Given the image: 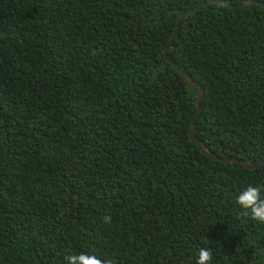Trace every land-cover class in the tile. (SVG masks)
<instances>
[{"label":"trees","instance_id":"16d2710c","mask_svg":"<svg viewBox=\"0 0 264 264\" xmlns=\"http://www.w3.org/2000/svg\"><path fill=\"white\" fill-rule=\"evenodd\" d=\"M208 1L0 0V264H264V224L235 203L264 197V165L201 152L199 89L165 57ZM168 56L204 91L196 137L263 161L264 8L210 4Z\"/></svg>","mask_w":264,"mask_h":264},{"label":"clouds","instance_id":"9594fccd","mask_svg":"<svg viewBox=\"0 0 264 264\" xmlns=\"http://www.w3.org/2000/svg\"><path fill=\"white\" fill-rule=\"evenodd\" d=\"M261 193L262 189L260 187L249 185L239 193L236 197L235 203L240 209L245 211V215H250L251 220L264 224V197H262ZM103 220L105 223H110L111 217L106 216ZM64 260L65 264H115V261L112 259H101L94 253L86 252L69 254L65 256ZM212 260V251L209 248H201L198 250L195 264H212Z\"/></svg>","mask_w":264,"mask_h":264},{"label":"water","instance_id":"95a60500","mask_svg":"<svg viewBox=\"0 0 264 264\" xmlns=\"http://www.w3.org/2000/svg\"><path fill=\"white\" fill-rule=\"evenodd\" d=\"M212 3H224L226 4L228 7H234L236 9H239V10H242V9H247V8H250L252 7L253 5H259L261 6L262 8H264V3L263 2H259V1H245L242 5H238V6H233L231 3L229 2H226V1H222V0H210L206 3H203L201 5H199L198 7L186 12V13H183L177 20L176 22V25L174 27V32L172 34V36L170 37V40H169V43H168V48H167V52L165 54V57H166V60L172 64V66L178 71V73L186 80V82L193 88H198L199 91H198V100H197V111L194 115V119L192 120V122L189 124L188 126V133L190 135V138L193 142H195L200 150L202 151V153H204L206 156H208L209 158L213 159V160H217V161H223V162H229V163H236L238 165H242L244 166L246 169H259L261 168L263 165H264V161H261L259 162L257 165L256 164H252L250 163L249 161H244V160H239V159H233V158H222V157H219L218 155L212 153L208 148L207 146L202 143L197 137L196 135L194 134L193 132V124L195 122V120L198 118L200 112H201V100H202V97L204 95V91L201 87L200 84H198L196 81H194V79L192 77H190L188 74H186L177 64H175L173 61H171V59L169 58L168 56V53L169 51L171 50L172 48V41H173V38L176 34V32L178 31L179 29V26H180V23L187 19L188 17L196 14L197 12H199L200 10H202L204 7L212 4Z\"/></svg>","mask_w":264,"mask_h":264}]
</instances>
